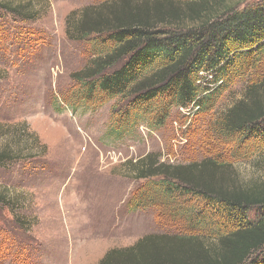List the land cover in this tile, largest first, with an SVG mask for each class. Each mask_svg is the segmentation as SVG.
Wrapping results in <instances>:
<instances>
[{"label": "trees", "instance_id": "1", "mask_svg": "<svg viewBox=\"0 0 264 264\" xmlns=\"http://www.w3.org/2000/svg\"><path fill=\"white\" fill-rule=\"evenodd\" d=\"M31 5L0 0V8L21 22L34 20L38 9ZM71 18L67 32L89 44L90 59L71 74L74 86L61 103L78 113L114 100L109 130L115 137L131 134L142 121L161 128L175 109L209 113L264 57V0L242 8L227 0L105 1L84 8L75 23ZM255 75L217 118L216 130L233 158L252 150L247 157L263 154L264 164V75ZM17 154L0 146V165ZM233 167L215 157L169 163L153 153L133 162L132 172L144 183L130 205H178L189 230L207 229L215 237L189 235L179 248L162 251L148 247L149 235L108 251L99 264H264V167L260 179L246 182L228 171ZM12 203L0 187V206ZM16 220L23 227L25 221Z\"/></svg>", "mask_w": 264, "mask_h": 264}, {"label": "rangeland", "instance_id": "2", "mask_svg": "<svg viewBox=\"0 0 264 264\" xmlns=\"http://www.w3.org/2000/svg\"><path fill=\"white\" fill-rule=\"evenodd\" d=\"M30 1L38 10L29 22L0 8V146L19 153L0 165V187L15 201L0 206V264H99L108 251L149 235L148 247L162 251L179 248L189 235L214 238L207 229L189 230L178 205H130L144 183L131 166L149 153L175 164L215 157L234 166L228 171L239 182L260 179L263 154L247 157L249 150L233 158L216 121L255 80V71L264 75V57L209 113L175 109L161 128L142 121L131 134L115 137L109 130L114 100L73 113L60 97L74 86L71 74L90 59L89 44L69 36L68 18L75 23L89 5L117 0ZM254 1L227 4L242 8Z\"/></svg>", "mask_w": 264, "mask_h": 264}]
</instances>
